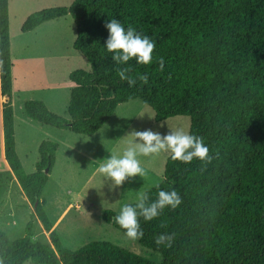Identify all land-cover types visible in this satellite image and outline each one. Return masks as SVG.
Wrapping results in <instances>:
<instances>
[{
    "label": "trees",
    "instance_id": "16d2710c",
    "mask_svg": "<svg viewBox=\"0 0 264 264\" xmlns=\"http://www.w3.org/2000/svg\"><path fill=\"white\" fill-rule=\"evenodd\" d=\"M67 15L77 29L73 47L90 70L69 75L68 118L41 100H28L24 110L29 119L91 136L120 104L140 100L153 109L156 122L189 117L190 130L204 137L213 158L184 165L168 157L160 187L180 191L182 204L155 220L141 221L144 236L139 241L161 254L160 263L104 241L65 249L42 199L59 143H41L34 173L25 171L17 152L9 1L0 0L4 154L51 238V244L34 241L31 223L18 239L0 229L4 264H264V0H74L69 7L31 14L21 31L32 32ZM111 18L155 40L154 56L164 57L163 71L155 59L148 66L129 62L133 76L149 73L147 84L138 80L129 87L116 76L119 65L104 49V25ZM155 191L150 189L153 197ZM115 214L106 210L103 220L119 229L111 219ZM165 230L176 233L174 245L157 249L153 236Z\"/></svg>",
    "mask_w": 264,
    "mask_h": 264
},
{
    "label": "rangeland",
    "instance_id": "374dc122",
    "mask_svg": "<svg viewBox=\"0 0 264 264\" xmlns=\"http://www.w3.org/2000/svg\"><path fill=\"white\" fill-rule=\"evenodd\" d=\"M14 88L12 106L17 152L27 173L36 171L43 141H56L59 148L49 180L42 194L45 211L55 225L62 246L76 251L93 241L110 242L141 257L160 263L159 252L125 238L121 230L103 220L106 210L119 211L120 204L135 199V191L144 183L163 180L167 153L140 157L148 172L145 181L136 176L110 188L96 170L107 156L120 155L127 146L126 134L151 129L165 134L169 127L186 125L187 116L155 121L152 108L140 100L120 104L112 118L91 136L58 130L29 119L24 110L28 100H41L57 115L68 118L75 70H90L86 58L73 47L77 29L70 15L43 23L32 32H22L25 20L33 13L54 7H69L74 0H8ZM0 90V229L11 239L26 235L32 224V239L51 244L34 206L27 199L9 168L2 148L3 123ZM97 160V161H95ZM1 260V258H0ZM26 264H32L27 262Z\"/></svg>",
    "mask_w": 264,
    "mask_h": 264
},
{
    "label": "clouds",
    "instance_id": "9594fccd",
    "mask_svg": "<svg viewBox=\"0 0 264 264\" xmlns=\"http://www.w3.org/2000/svg\"><path fill=\"white\" fill-rule=\"evenodd\" d=\"M107 37L104 41V49L111 53V59L115 65L116 76L121 82H127L129 87L136 85L137 81L144 84L149 82V73H136L132 75L130 61L136 65L148 66L156 60L158 70L165 68L163 56H154L156 42L149 35L138 31L132 25L125 26L118 19H108L104 25ZM165 134L151 129L134 130L126 134L127 146L122 154L110 153L98 164L97 171L104 180L110 181L109 187H118L126 179L140 177L144 181L148 172L142 166L140 157H153L161 153H167L173 161L187 165L193 161L201 163L210 162L212 154L210 147L203 136L192 132L186 125L169 127ZM97 161V160H95ZM161 180H153L150 184L135 191V199L130 203L120 204L119 211L112 216V221L121 230L122 235L131 241L139 242L144 236L141 224L155 220L167 211L173 212L182 204V194L174 187H160ZM155 188L154 197L150 192ZM166 221L160 222L161 227L166 226ZM176 233L165 230L154 234L153 241L157 249L172 248ZM0 264H4L0 260Z\"/></svg>",
    "mask_w": 264,
    "mask_h": 264
},
{
    "label": "crops",
    "instance_id": "0c3cea01",
    "mask_svg": "<svg viewBox=\"0 0 264 264\" xmlns=\"http://www.w3.org/2000/svg\"><path fill=\"white\" fill-rule=\"evenodd\" d=\"M11 54H12V51H11ZM13 69H14V66H13ZM12 75H13V70H12ZM13 88H14V79H13ZM1 97H2V96H1ZM2 99H4V98L2 97ZM2 120H3V119H2ZM2 123H3V121H2ZM2 148H3V152H4V135L2 136ZM14 177H15V176H14ZM27 199H28V198H27ZM59 221H60V220H59ZM59 221H58V222H59ZM58 222H57V223H58ZM57 223H56V224H57ZM56 224H55L54 227H53L54 229H56V228H55Z\"/></svg>",
    "mask_w": 264,
    "mask_h": 264
},
{
    "label": "water",
    "instance_id": "95a60500",
    "mask_svg": "<svg viewBox=\"0 0 264 264\" xmlns=\"http://www.w3.org/2000/svg\"><path fill=\"white\" fill-rule=\"evenodd\" d=\"M46 173H48V170L46 171ZM36 206H37V205L35 204V205H34V209H36Z\"/></svg>",
    "mask_w": 264,
    "mask_h": 264
},
{
    "label": "bare ground",
    "instance_id": "6f19581e",
    "mask_svg": "<svg viewBox=\"0 0 264 264\" xmlns=\"http://www.w3.org/2000/svg\"><path fill=\"white\" fill-rule=\"evenodd\" d=\"M8 164V163H7ZM9 166V165H8ZM10 168V167H9ZM15 179H16V177H15ZM17 180V179H16Z\"/></svg>",
    "mask_w": 264,
    "mask_h": 264
}]
</instances>
